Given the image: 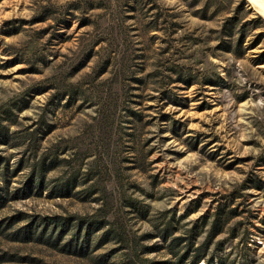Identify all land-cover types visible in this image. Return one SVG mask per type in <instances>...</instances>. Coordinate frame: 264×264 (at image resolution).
<instances>
[{
    "label": "rangeland",
    "instance_id": "374dc122",
    "mask_svg": "<svg viewBox=\"0 0 264 264\" xmlns=\"http://www.w3.org/2000/svg\"><path fill=\"white\" fill-rule=\"evenodd\" d=\"M0 264H264L256 0H0Z\"/></svg>",
    "mask_w": 264,
    "mask_h": 264
},
{
    "label": "trees",
    "instance_id": "16d2710c",
    "mask_svg": "<svg viewBox=\"0 0 264 264\" xmlns=\"http://www.w3.org/2000/svg\"><path fill=\"white\" fill-rule=\"evenodd\" d=\"M111 222H109L108 220H106L105 218H98V219H92V220H84V219H76V218H66L63 221H49V222H43L41 223V233H46V226L48 224H52L51 227L54 226V224L56 225V230L60 229V232L64 231V230H70L72 227H74L73 233H72V239L77 240V241H82L83 244H86L88 242V237L91 234V232H96V231H100L103 230L104 232V236L102 238V240H108L110 238H116L117 241H122V236L119 235V231H117L116 229L111 228L110 225ZM40 224V223H39ZM108 225V226H107ZM107 227V228H105ZM55 230V231H56ZM39 231H35L34 234H38ZM172 234V232L166 233L165 236H170ZM48 235V233H47ZM184 239H187V236H184ZM182 237L179 236H175L171 239V243L170 245L176 246L178 245V243L180 242V240H182ZM101 240V241H102ZM100 243V242H99ZM102 243V242H101ZM64 246V245H63ZM201 246H198V248H195V250H198L197 252L195 251L194 254V259H193V263L198 261V259L202 258L204 253L200 252ZM179 259H182V256L179 257Z\"/></svg>",
    "mask_w": 264,
    "mask_h": 264
},
{
    "label": "bare ground",
    "instance_id": "6f19581e",
    "mask_svg": "<svg viewBox=\"0 0 264 264\" xmlns=\"http://www.w3.org/2000/svg\"><path fill=\"white\" fill-rule=\"evenodd\" d=\"M256 1L261 5L262 13L264 14V0H256Z\"/></svg>",
    "mask_w": 264,
    "mask_h": 264
}]
</instances>
